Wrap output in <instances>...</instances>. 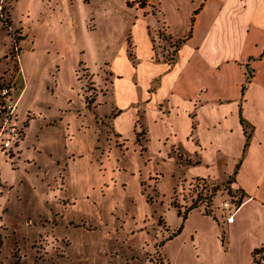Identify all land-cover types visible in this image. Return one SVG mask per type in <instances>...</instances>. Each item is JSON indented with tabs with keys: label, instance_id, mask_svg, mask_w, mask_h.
Here are the masks:
<instances>
[{
	"label": "crops",
	"instance_id": "0c3cea01",
	"mask_svg": "<svg viewBox=\"0 0 264 264\" xmlns=\"http://www.w3.org/2000/svg\"><path fill=\"white\" fill-rule=\"evenodd\" d=\"M95 1L97 6L106 3L118 7L125 24V32L115 48H109L108 42L96 48L99 54L108 51L110 56L98 59L95 69L83 60L84 50L81 47L77 50L76 64L82 61L94 71L107 62L113 75L109 98L100 105L102 116L115 109L110 114L112 129L130 141L133 124L140 113L145 128V146L149 130L147 117L149 123L162 129L157 139L163 146L162 155L167 157L168 147L179 145L186 155L195 157L194 160L185 159L180 170L183 177L207 183L226 179L230 189L237 191L243 200L224 224L222 237L217 242H221L219 246L225 245L226 254L231 253L233 264H253L254 251L262 254L259 262L264 264V0H146V5L137 10L126 5L128 0ZM66 4L70 9L75 7L74 1L61 0L56 8L57 15L51 10L48 15L43 14L38 19L36 16L32 21L37 28L32 29L33 48L26 50L29 55L38 52L42 38L39 30L47 32L50 45L44 48V53L51 55V61L44 67L47 73L43 85L50 98L39 96L37 88L29 94L32 78L21 58L17 71L11 76L12 94L16 99L15 117L18 125L23 126L21 139L11 149H17L16 154L20 151L21 157L31 162L30 166L36 168L35 174L42 172L44 167H50L51 172L52 166L55 169L60 161L72 168L83 161L86 163L88 151L97 142L93 116L85 109L79 93L76 64L71 66L66 78L62 76L61 68L64 55L71 52L70 49L67 53L73 45L72 31L81 26L90 33L95 32V27L93 23L92 29L86 28L89 12L84 8L83 17L73 11L67 17L62 12ZM111 15L115 16L114 11ZM91 16L94 21V11ZM161 26L171 41L183 39L171 63L152 58L149 30ZM139 28L140 38L136 36ZM127 34L133 47V62L126 55ZM64 38L67 42L61 45ZM246 71L251 73L248 82ZM153 80L155 87L149 91ZM124 115L130 118L132 132L128 137L118 125ZM178 118L183 121L184 131L180 135L183 141L176 138ZM240 118L249 133L244 148ZM88 136L90 143L85 142ZM47 138L50 145L55 142L62 146L63 153L57 155L52 149H45L42 144ZM43 150L49 161L46 165L36 160ZM30 151L32 155H29ZM210 151L215 153L216 162L229 161L230 167L220 179L209 169L206 156ZM73 154L81 157L74 160ZM20 160H17V167L12 168L2 159L0 151V172L5 173L0 175V208L2 201L6 202L10 197L9 193L1 194L2 187L17 185L20 180V184L27 183L28 172L24 167L28 163ZM18 172H22V176H17ZM35 177L37 182L42 180ZM18 191V197L12 195L14 202L24 198L21 189ZM196 252L197 256H203V247ZM254 259L258 261L256 256Z\"/></svg>",
	"mask_w": 264,
	"mask_h": 264
},
{
	"label": "rangeland",
	"instance_id": "374dc122",
	"mask_svg": "<svg viewBox=\"0 0 264 264\" xmlns=\"http://www.w3.org/2000/svg\"><path fill=\"white\" fill-rule=\"evenodd\" d=\"M64 1L75 2L72 9L64 5L62 12L67 17L70 11L83 17L86 10L90 13H87L86 28L92 29L93 23L95 27V32L90 33L81 26L79 30L72 31L73 45L67 53L70 49L71 52L64 55L61 63L62 76L66 78L79 57V47L84 50L82 57L86 65L95 69L98 59L110 56L108 51L104 55L99 54L96 48L104 42L109 43V48H115L125 32V24L118 7L106 3L97 6L95 0ZM78 1L83 2V7ZM60 3L61 0H0V84L11 82L21 58L32 78L29 94L37 88L39 96L50 98L43 85L47 73L44 67L51 61V55L44 53V48L50 45L47 32L39 30L42 38L38 52L29 55L26 50H32V29L37 30L32 21L36 16L38 19L43 14H50L51 10H55L57 15L56 8ZM126 5L137 10L146 5V0H128ZM93 11L94 21L90 17ZM140 33L139 28L136 30L138 38ZM149 35L153 60L167 62L174 58L173 41L165 34L163 26L157 30L150 29ZM125 39L126 55L133 62V47L128 34ZM60 42L62 45L67 41L64 38ZM22 51L24 54L20 57ZM75 75L84 107L93 116L97 142L88 151L86 163L83 161L72 168L60 161L55 169L52 166L51 172L50 167H44L37 174L34 172L36 168L21 157L20 151L16 154L17 149H9L8 156L0 149L2 159L8 161L12 168L17 167L18 159L28 163L24 167L28 172L27 183L20 184V180L17 185L1 189L2 195L9 193L10 197L6 202L2 201L0 208V264H233L231 253L226 254L225 245L219 246L221 242L217 240L221 239L225 219L231 213V207H223V203L232 197V201L236 203L238 200V203L243 197L230 189L226 179L222 182L208 181L212 199L207 208H199L194 203L192 184L201 181H191L180 171L185 159L194 160V156L186 155L177 145L168 147L167 160L166 155H162L163 146L157 140L162 129L149 123L147 117L149 130L145 146V128L140 113L133 124L130 141L112 129L110 114L115 109L102 116L100 105L109 98L113 77L108 63L92 71L84 62L78 61ZM154 87L155 80L148 87L149 91ZM74 100L75 97L72 102ZM74 121L76 123V119ZM118 125L125 137L131 135L130 118L124 115ZM183 131V121L178 118V140H182L180 135ZM90 138L86 137L85 142L90 143ZM49 143L47 138L42 146L52 149L57 155L63 153L62 146ZM28 153L33 154L31 151ZM207 154L209 169L220 179L227 173L229 161L216 162L214 152ZM72 156L74 160L81 157L78 154ZM36 160L45 165L49 163L44 150ZM21 173L18 172L17 176ZM184 173L186 175L187 172ZM4 174L0 172L1 176ZM36 175L42 180L37 182ZM19 189L24 198L14 202L12 195L18 197L16 191ZM186 210L188 212L182 220L176 212L181 215ZM7 211L9 214L5 213ZM179 227V232L169 238ZM202 247L203 256H197L196 251ZM255 256L259 260L262 254L257 252Z\"/></svg>",
	"mask_w": 264,
	"mask_h": 264
},
{
	"label": "built area",
	"instance_id": "2783aa9c",
	"mask_svg": "<svg viewBox=\"0 0 264 264\" xmlns=\"http://www.w3.org/2000/svg\"><path fill=\"white\" fill-rule=\"evenodd\" d=\"M13 85L11 82L0 84V149L10 156L9 149L19 142L23 133V126L18 125L15 117V103L16 99L13 97ZM198 182V183H196ZM192 184L194 188V203H197L199 208H207L212 199V189L208 183L196 181ZM242 197V196H241ZM234 197L229 198L228 202L223 203V207H231L230 215L226 217V221L230 219L231 214L237 209L241 201L234 203ZM202 203V205H201Z\"/></svg>",
	"mask_w": 264,
	"mask_h": 264
},
{
	"label": "trees",
	"instance_id": "16d2710c",
	"mask_svg": "<svg viewBox=\"0 0 264 264\" xmlns=\"http://www.w3.org/2000/svg\"><path fill=\"white\" fill-rule=\"evenodd\" d=\"M182 40H183V39H178V40H175V41L173 42V45H172V46L174 47V49H173L174 55H175V52H176V50H177V48H178V46H179V44L181 43ZM173 59H174L173 57L170 58V59L167 61V63H171V62L173 61ZM250 77H251V73H250L249 71H246V77H245L246 82L249 81ZM242 89H243V85H242V87H241V90H242ZM240 123H241V125H242V127H243V132H244V137H245L244 144H243V148H244V147L246 146V144H247L248 137H249V133L246 132V125H245L244 121H243L241 118H240ZM136 135H137V134H136ZM229 179H231V178H229ZM192 208H193V207L189 208L188 210H190V209H192ZM188 210L184 211L183 214H181V215H180V213H179L178 211L176 212V214H177L178 216H180L182 220H184V219H185V214L188 212ZM179 229H180V227L177 228V229H176V230H175V231L169 236V238H170L171 236H174L176 233H178V232H179ZM0 245H1V239H0ZM256 253H257V251H254V252L252 253L253 264H260L259 260L256 261V260L254 259V256H255Z\"/></svg>",
	"mask_w": 264,
	"mask_h": 264
}]
</instances>
